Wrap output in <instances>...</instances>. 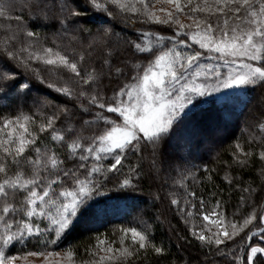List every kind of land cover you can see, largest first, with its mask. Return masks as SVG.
Here are the masks:
<instances>
[{
    "label": "snow or ice",
    "instance_id": "1",
    "mask_svg": "<svg viewBox=\"0 0 264 264\" xmlns=\"http://www.w3.org/2000/svg\"><path fill=\"white\" fill-rule=\"evenodd\" d=\"M222 100L256 108L219 162L231 214L194 162ZM145 195L187 226L195 264H264V0H0V264H77L54 248L114 213L79 264H151L170 253L162 213L120 203Z\"/></svg>",
    "mask_w": 264,
    "mask_h": 264
},
{
    "label": "trees",
    "instance_id": "2",
    "mask_svg": "<svg viewBox=\"0 0 264 264\" xmlns=\"http://www.w3.org/2000/svg\"><path fill=\"white\" fill-rule=\"evenodd\" d=\"M158 6V5H157ZM204 108L207 109L205 112L201 113L197 119L203 125H210L212 131L209 134H205L199 139L196 149L194 150V162L195 163H207L210 168L215 167L216 172L213 174V180L215 185L219 186L218 188L214 187L212 184L206 185L207 191H218L221 192L223 200L228 201L225 206L226 212L231 214L237 210L239 202V193L232 192L231 195L230 189L227 186V182L223 181V165L220 164V161H228L231 159V151L228 150V146L235 140L237 137L243 138V135L246 133L243 130L246 128V120L249 117V113L256 111L255 103L249 104L247 107L244 103H241L239 100H222L216 101L213 104L204 105ZM219 154V155H218ZM257 166H259L257 158ZM236 173L233 172V175ZM198 174V179H199ZM244 179L248 180L249 175L244 174ZM145 189L148 187V183H145ZM193 190L198 193L201 190V185H193ZM131 195H138L133 193ZM214 202V201H213ZM109 203H116V201L110 200ZM121 205L127 203L128 205H135L132 209L133 214H137L142 209H147V214H151L154 209H159L162 213V219H165V223L156 225L155 237L157 243L160 240H164L166 243L171 242L170 253L163 257H150L151 264H184L185 261H188V264H194L200 256L198 254V243L193 241L192 244H186L179 239L177 233H180L185 236H189V230L187 226L184 225L183 221L175 214V212L167 207L166 204H156L152 205L147 203V196L145 199L140 201L128 200L120 201ZM250 209L245 208L242 211L244 214L247 213ZM172 227V231H169V222ZM200 222V218L197 219V223ZM126 223V217L120 213L111 214L107 221L104 223L103 227L94 226L91 230L84 228H77L75 231L68 236L67 240L59 245L58 248H54L55 251H64L69 244L77 248V264H79V258L83 253V248L94 243L93 239H90L93 232L95 231H111L113 228ZM215 230L214 225H209ZM118 235V234H117ZM115 239V237H110ZM177 244L180 247H177ZM17 250H34L32 244H28L26 249H21L20 245L16 246ZM53 250V249H49Z\"/></svg>",
    "mask_w": 264,
    "mask_h": 264
},
{
    "label": "rangeland",
    "instance_id": "3",
    "mask_svg": "<svg viewBox=\"0 0 264 264\" xmlns=\"http://www.w3.org/2000/svg\"><path fill=\"white\" fill-rule=\"evenodd\" d=\"M157 7H159V5H158ZM59 252H61V254H62V256H63V252H64V251H59ZM60 258H61V257H55V258H53V259H60ZM28 259H29L30 262H32V264H42V261H43V258L29 257ZM21 264H22V262H21ZM194 264H195V263H194Z\"/></svg>",
    "mask_w": 264,
    "mask_h": 264
}]
</instances>
